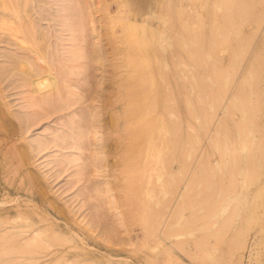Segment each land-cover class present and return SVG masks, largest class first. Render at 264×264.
<instances>
[{"label": "rangeland", "instance_id": "rangeland-1", "mask_svg": "<svg viewBox=\"0 0 264 264\" xmlns=\"http://www.w3.org/2000/svg\"><path fill=\"white\" fill-rule=\"evenodd\" d=\"M14 1L17 3V0ZM129 1L131 0H81L83 10H86L89 6L93 12L94 25L96 27V32L93 34V37L96 36V39L92 40L91 37L86 38L89 41V45L86 44V41H82L81 45L85 48H83L82 51H79L78 55H76V53L74 52L76 49V47L74 46L75 38L74 36L72 37L70 30H75L76 28L79 29L80 24L82 23L79 22L80 16L78 14V11H80V6L76 4L75 0H70L67 4V12L71 14L70 20L65 21V24L63 23V34L62 36L60 35L61 40L56 39V36L52 38V44L53 46H55V49L49 48L47 50V55L49 58L48 60L51 61L49 62L50 69H52L51 72L56 75L58 79L61 78L60 80L64 81L61 82L62 86L66 87V85H68V82L71 83L70 90L74 92V96H71L69 93H67V89L65 88L63 100H47L48 102H45V104H43L42 106L36 108V106L30 105V108L29 104H33L30 98L31 93H29L28 88L22 86V82L18 77H7L6 74L2 73L6 70H9L10 67L6 62H4V59L0 58V229L2 231H6L7 229L9 230L22 224L24 225V230L32 227L33 230L31 228V231L30 229L28 230L29 232H33L35 229H44V227L51 228L52 224H57L61 226L65 232H67V236L75 238L76 244L79 247H82V244L84 245L86 243L82 248H85L87 251L94 253L95 255L93 254V257L91 255H89L88 257H90L92 261L95 260L100 264H146L145 262L139 261L138 258L142 256L143 253L139 252V250L137 249V245H140V240H142L143 238L142 233H140L142 231L144 232L142 228L143 226H140L142 223L140 221H137L138 217L136 219L134 215L133 217L130 216V210L133 206L131 207L129 204L130 202L126 201L123 198L124 192L122 190H118L119 186L123 184V179L122 181L117 179L120 171H118V168H113L115 170L110 168V176L108 177L104 175L105 173L98 172L97 169L93 170L92 168L93 171H89L86 169L88 164L91 163V160L87 159L89 158L90 153L88 150H86V142L88 140L85 136L86 131L91 128V124H97L94 121V118L96 116H100L102 122H108V119L110 118L108 112H100V108L102 106L101 101H103L101 100V96L103 99V97L108 96L111 89L116 90L118 88L120 74L123 70H125L121 66L123 57L122 55L129 49H135V51H139H136V54L140 55L136 56V58L134 59L135 64L132 63V65H137L138 68H141L145 64L143 59L141 58V56L143 55L141 51L145 50V48L149 46L150 50L163 53L162 49L159 46V43L161 42V40H164L162 43L164 54L166 56H169L172 52L171 44L174 45L176 42L172 39L175 35L170 30L169 24H171L173 19H178L183 16L184 13L188 14V16H190V19L191 17L192 19L194 18V21H191L194 22V24L196 23L197 27L200 26V28L202 27L204 29L202 35L204 38H207V41L211 40L212 42L213 40H216L223 29L221 25L222 20L214 21L217 17H220L222 15V12L217 6H215L216 4L213 0H204V2L201 0H193L194 2L190 0ZM182 6L185 9L184 13L183 9H181ZM254 11L256 13H260L261 17L259 18V20H251L245 22V24H243V26L240 28L238 34L236 33L235 35V33H232L233 35H231L229 42L216 51L217 54H212L213 57L202 59V57H200L197 53H194L188 61V63L194 64L191 69V73L194 76V86L192 93L194 106V114H192V116L194 118L192 117L193 131L192 129L191 131L193 133H191L193 134V136H195V139L197 136L199 137H197L196 139V142L199 143H194L195 149L193 150L192 157L194 161H192L191 164H195V169H192V172L197 170L198 174H196L200 175L199 171H201V169H199L197 166H199V162L202 161V164L204 160H207L205 162V164L207 163V165L205 166L211 167L210 171L212 169V173L215 170L213 175L215 174L220 178L223 177V181L225 178L223 184H226L227 182L226 177H224V173L227 170L223 169V171H225L224 173L223 171L221 172V170L216 171V168L213 169L214 164L216 165V162L219 161V163L221 164L223 160L221 166H226V164L229 166L228 162L231 163V158L230 160H228V154L224 152L226 151V149L220 151L215 149V140H218V138L221 137V133L218 132L223 131L221 127L224 126L230 132V135H228V139L231 138V140L229 139L230 142L232 141L234 143L232 146L238 147L236 145L239 132L236 126L239 125V123L240 125H242L241 123H243L241 120L242 113L233 107L232 102L233 100L235 101V96L238 93L239 87H242L240 85V82L243 76L247 74L249 65L256 57L258 58L257 63L264 61V4H257L254 8ZM195 15H202L201 21ZM161 16L164 22L166 20L165 23L160 20ZM131 20L135 21L136 26L132 27V29L129 28L127 30V26L129 25V23H131ZM194 24L192 26H195ZM224 24L223 26H225ZM160 31H163L164 34H158V32ZM130 36H133L134 40L133 38H130ZM192 37L195 40H198L199 38H201V34L194 32ZM73 46L75 48H73ZM72 50L74 53L72 52ZM181 52L183 53V50ZM2 53H13V48L0 43V54ZM236 55L238 58L235 63V68L233 69V57ZM78 57L79 61L76 60V58ZM97 58L101 60H97ZM185 58V55L180 57L182 61ZM77 63H79L80 65L83 64L82 67L77 68ZM132 65H129L128 70L131 71ZM214 65L219 70L218 73H214ZM80 68L83 70H81ZM181 68L186 69L184 64L181 65ZM69 69L70 71H68ZM67 71L69 75H67ZM85 71L86 73L84 74ZM76 73H79V76H76ZM134 75L136 74L134 73ZM134 75L128 80L129 83L134 82ZM228 75H231L228 80L229 84L221 88L222 90L217 89V91H220V98L217 102H215L214 100L213 104L211 102L212 100L209 99L211 100V106L210 102H208V95L210 92L215 90L212 85L217 81L225 82ZM200 82L205 84L201 89H199V87L197 86V84ZM258 87L261 92V108L259 112L260 118L257 120L256 126H254L252 129L253 132H255L254 137H251L253 140L250 139L249 136L247 137L248 142H246L247 144H249V141H251L248 146L253 143L252 146H250L249 152H251L252 150L254 151L255 149V151L258 152H252L253 157L256 153H260V156L261 154L263 155V163H261L260 161L262 165L259 168V183L253 182V184H251L252 182H249L246 187L249 189H247L249 191V193L247 194L248 196L241 201H232L228 206V208H233L234 206H246L244 209L245 212L242 209L241 215L238 214L239 217H235L237 220L235 219V221H233L235 222L233 223V226H231V222L230 225L228 224L229 227L231 226L230 228H232L233 231L234 224L236 227L237 223V227L235 228V230L237 229L238 232L239 229V234L241 233V231L243 232L246 230V226L248 227L246 233L247 235L243 232L246 236L242 237V239H246L244 240L246 244L242 240V242L245 244V248L243 247L242 242V245H239L240 243L237 240V235L235 236L236 240L234 241H236L237 245L242 247V249H238L240 247L236 248L234 246L236 245V243L234 242V245L231 247V238L233 240V237L237 232L234 230L235 232L231 231L229 233L231 229H228L229 231L227 230V232L229 234L226 236V238L222 237L221 234H219V236L226 240L223 241V239L220 237L222 240H219V242L222 243H218L217 239L215 242L218 243V247L216 246L215 251H210L211 256H207L206 260H204L205 258H203L202 260L200 258L199 260V257H195L194 255H192L193 257H195L193 258L190 255V252L192 253L193 251H189V253L187 254L185 252V254L182 252L174 255L170 260V262H174V264H264V233L257 234L259 228L264 225V67L261 69L260 82ZM75 96H77L76 98L80 101L74 104L75 106L73 105V107L71 106V108H67L68 103H70L71 100L76 99ZM119 96L120 92L116 91L112 96V100L116 101ZM50 101L52 102L51 106ZM62 107H66L67 109L62 110ZM118 107L119 104H117V109L115 110V117H119L121 115L119 112L120 109ZM214 113H216V115ZM119 123L122 124V120H120ZM221 124L223 126H220V129L219 125ZM207 125L209 126L207 127ZM206 127L207 129H205ZM113 133L116 134L115 132ZM114 134L113 138H116ZM101 136L102 142L107 145V148L108 145H112V143H114V141L112 142L110 139H107V134L101 133ZM103 138H105L104 141ZM242 139H246L245 135ZM93 143L95 144L96 141H93ZM221 151L223 154H221ZM249 152L248 155H251V153ZM237 153L236 154L238 156L239 154H241L240 152ZM236 154L234 155V157L237 156ZM223 155H226L228 158L226 156L224 157ZM224 159L226 160L224 161ZM260 159L262 160L261 157ZM113 161H115V159L109 157V162L112 163ZM175 164L173 165L174 171L179 167V164ZM192 165L190 166L192 167ZM175 166H177V168ZM232 166L230 165L229 167L232 168ZM196 167L198 169H196ZM212 173L207 177H213ZM111 174H113L114 177L111 176ZM196 174H194V176ZM197 175L195 177H197ZM204 175L198 178L202 179ZM219 177L217 178L220 179ZM237 177L239 176H236V178ZM239 178H237L238 182ZM195 179L196 178H194L193 185H195ZM30 180L33 181V183ZM208 180L209 179H207L206 181L207 186L205 185L206 187L204 191L207 190L208 186L210 189L211 187H213L208 183ZM108 181L112 182L113 188L115 189L114 194H116L115 196H118V202L121 205L120 210L125 215V220L123 221L120 220V216L118 215L117 211L110 209L111 205L107 204L106 202L108 195L104 194L103 190H105V185L103 183H106ZM201 181H198V184L196 185L200 186L201 183H205V179ZM241 183L239 182L238 184L241 185ZM180 184L182 185L180 186V190L178 192L177 190H175L176 192L173 193L174 195L171 193L166 197L168 198L172 196L176 198H168L167 200H170L169 202L166 200L169 206V210L171 209L170 206L173 208L172 204L174 203V200L177 201L178 194L180 193V191H182L184 183L180 182ZM203 186L204 184L201 186V188ZM242 186L246 185L243 184ZM198 187H196V189ZM100 188H102V190H100ZM201 188L199 187L198 190H201ZM209 188L208 190H210ZM215 189L217 191V188H213L212 191H215ZM238 189L239 188H237V190ZM194 190L195 189L193 188L192 192H194ZM212 191L210 190L208 192L210 193ZM216 191L215 193L217 195L218 191ZM257 191L259 193L256 194ZM195 192L193 193L195 195L192 196V199H196L197 202L200 199H204L202 193L199 194V196L197 194L198 192ZM176 193H178L177 196ZM213 193H211V197L212 195H214ZM182 194H184V192H182ZM206 195L207 192L204 197ZM194 196H199L200 199H197ZM206 197L211 199L210 196ZM160 198L163 199V197L161 196ZM192 199L191 201H194ZM214 199L216 201L214 202L217 203V198ZM211 200L208 201L207 199L208 203H210ZM177 202L179 203V201ZM214 202L210 204L212 205V209L215 208L213 206ZM169 203L171 204L169 205ZM178 203L177 205H179ZM165 204H162V209H164ZM195 204L194 209L196 208L195 212H197V210H199L197 209L198 205H202L203 202L201 204L198 203V205ZM204 204L201 206L203 207L202 209L200 207L201 211H198L199 214H202L201 212L202 210H204V208L206 209V206L204 207ZM177 205L175 202L174 207H177ZM208 207L211 209L209 205ZM250 207L252 208L250 209ZM230 208V212L235 210H232ZM61 209L64 210L66 214H64ZM168 209H166L165 207L164 211L166 210L168 212ZM248 209H250L251 211L248 212ZM171 210H173L174 213L175 208ZM204 211L203 214L205 213ZM229 211H227V215L230 213ZM192 212H194L193 209ZM17 214L22 215V217L26 216L27 218L25 217L24 221L27 220V222H24L23 224V221H20L17 218ZM199 216L200 215H198V217ZM29 217L30 219L28 220ZM84 217L87 221H89V226H87L88 228L91 224L95 229H97L94 234L91 232H85V229H83V223L86 221H82V223L81 220H83ZM195 217L198 218L197 216ZM201 217L203 216H200L198 220H200ZM249 219H251V221H248ZM28 221L30 222L28 223ZM202 221L203 219L201 220V223ZM15 222L18 225H15ZM138 222L140 223L138 224ZM228 225H226V227ZM69 227L75 229V233H78L77 235L79 238L75 237L77 235H73L75 233L68 232ZM241 228L242 230H240ZM224 231L226 232V230ZM200 233L201 231L199 232V234L197 231L195 232V235L198 234L197 236L199 237L203 234ZM91 234L93 235L91 236ZM195 235L194 237H196ZM97 237H99V239ZM107 239L108 241L112 239L113 243L115 242V245L119 244L120 247L119 245H116L118 248L116 246L113 247L112 245L109 246L110 244L107 242ZM78 240L80 241V243ZM105 242L109 245L105 244ZM67 245L71 246L73 244L71 243ZM164 246L166 245L164 244ZM164 246L162 245V247ZM77 249L78 250H76L75 248V250L69 251H71V253L83 252L82 250H80V248ZM233 249L238 250L234 251ZM232 251H234L233 254L230 253ZM52 259H55L53 255L41 257V259L38 260L36 264H52V261H50ZM104 259L107 261H104ZM167 262L169 261H166L165 264H167Z\"/></svg>", "mask_w": 264, "mask_h": 264}, {"label": "bare ground", "instance_id": "bare-ground-1", "mask_svg": "<svg viewBox=\"0 0 264 264\" xmlns=\"http://www.w3.org/2000/svg\"><path fill=\"white\" fill-rule=\"evenodd\" d=\"M69 1L70 0H19V1L17 0L16 3L14 0H0V43H3L6 46H10L13 48V53L0 54V58L4 59V62H6L10 67L9 70H6L2 73L6 74L7 77L9 76L18 77L19 80L22 82V86L28 88L29 93H31L30 95L31 101L33 102V104L31 103L29 104V106L33 105L36 106L37 108L39 106H42L43 104H45V102H48L49 100L51 101L63 100L65 88L67 89V93H69L71 96L75 95L74 92L70 90L71 89L70 82H68V85H66V87L62 86L61 82L64 81L60 80L61 79L60 76H59L60 79H58L57 76L51 72L52 69H50L49 66V62L51 61L48 60L49 58L47 55L48 53L47 50L49 48L52 49L55 47L52 44L53 42L52 38L56 36L55 37L56 39L61 40V36L63 34V27H64L63 23L67 20H70L71 14L67 12L68 11L67 4L69 3ZM133 1L134 0H131L129 2H133ZM201 1L204 2V0ZM213 1L216 4L215 6H217L222 12L221 13L222 15L214 20V21L222 20L221 25L223 29L219 37L216 40H213L212 42L210 39H209L210 41H207V38H204L202 35L204 29L202 27L200 28V26L197 27V24L196 23L194 24V22L191 21V20L194 21V18L192 19L191 17L190 19V16L184 13L185 9L182 6L181 9H183L184 15L178 19H173L171 24H169L170 30L175 35L173 38L172 37L171 38L173 39V41L177 42V43L175 42L174 45L171 44L172 52L170 53V55L166 56L164 54L163 44H162L164 40H161V42L159 43V46L162 49L163 53L152 51L150 50L149 46L148 47L145 46L146 47L145 50L141 51L143 53L141 58L143 59L145 64L143 65V67L138 68L137 65H132V63L135 64L134 59L136 58V56L140 55V54L139 55L136 54L137 50L135 51V49H129L126 52H124V54L122 55L123 57H122L121 66L125 70H123L122 73L120 74L118 88L116 90L111 89L108 96L103 97V99L101 96V100L103 101H101L102 106L100 108L101 109L100 112L101 113H103L104 111L108 112L110 118L108 119V122L105 121L102 122L100 116H96L94 118V121L97 124H91V128L86 131L85 136L88 139L86 142L87 143L86 150H88L90 153V156L87 159L91 160V163L88 164L86 169L89 171H93L97 169L98 172L105 173L104 175L108 177L110 176V171H111L110 168L112 169L118 168V171H120L119 172L120 174L117 176V179L121 181L123 179L122 181L123 184L119 186L118 190L120 191L122 190L124 192L123 198L126 201L130 202L128 203L130 204L131 207L133 206L130 210V216L133 217L134 215L136 219L138 217V219L140 220L137 219V221H140L142 223L140 226H143L142 228L144 232L142 230H141L142 232H140L142 233L143 238L142 240H140L141 241L140 245H137L138 246L137 249L139 250V252L143 253L142 256L138 258L139 261L145 262L146 264H165L166 261L170 262L171 258L174 255L182 252L183 253L185 252L187 254L189 253V251L194 252V253L190 252L191 256L194 255L195 257H199L198 258L199 260L200 258L201 260L203 258H205L204 260H206L207 256H211L210 251L212 250L215 251L216 246L218 247V243H222L219 242V240L222 239L223 241L226 240V239L224 240V238H226V236L232 231V228L230 227L233 226V223H235L233 222L236 219L235 217H237L238 214L241 215L242 209L245 212L244 209L246 206L244 205L240 207L234 206L235 208L229 207L232 210L235 209L234 211L230 212L228 208L230 203L235 200L241 201L248 196L247 194L249 193L248 191L249 189L246 187L249 182H252L251 184H253V182L259 183V179H260L259 168L262 165L261 163H263V155L261 154L260 156L259 155L260 153L257 154L258 152L255 151L256 149L254 151L252 150L251 152H249L250 146H252L253 143L250 146H248L251 142L249 141V144H247L248 142L247 137L250 136V139H252L251 137H254L255 132H253L252 129L254 126H256L257 120L260 118L259 112L261 108V101H260L261 92L258 85L260 82L261 69L264 67V61L257 63L258 60L257 57L253 60L252 63L250 62L251 64L247 69V74L243 76L240 82V85L242 87L241 88L239 87L238 93L235 96V101L233 100L232 102L233 107L242 113L241 120L244 123V124L241 123L242 125H240L239 123V125L236 126L239 132L237 138L238 141L236 145L238 147L232 146L234 143L231 141L232 142L231 144L230 142L231 138H229L230 140L228 139L229 137L228 135H230V132L226 129V127L222 125L223 123L219 125V128L220 126H223L225 130L223 127H221L223 131L218 132L221 133V137L218 138V140H215L216 141L215 149L219 151L226 149V151L224 152L228 154L226 155L229 158L226 155L225 156L228 158V160H230L231 158L230 160L231 163L228 162L229 166L230 165L232 166L234 164L231 168L227 164L226 166L225 165L221 166L223 162L222 159H221L222 160L221 164L219 163L220 161L219 162L215 161L216 165L214 164L213 169L216 168L217 169L216 171L221 170V172L223 171V169L227 170L226 172L223 171V173L225 172L224 173L225 176L224 175L223 176L226 177L227 179L226 184H223L225 178L223 181V177L220 178L215 174L213 175L215 170L212 173V169L210 171L211 167L205 166L207 165V163L205 164L207 160H204L202 164H201L202 161L201 162L198 161L200 163V164L198 163L200 167L199 166L197 167L201 169V171L198 170L201 176L197 175L198 174L197 170L192 172V169H195L194 166L195 164L194 163L193 165L191 164V162L194 161L192 159L193 150L195 149L194 143L197 141L196 139L198 136L196 135L197 137L195 139V136H193L192 134L193 133L192 119L194 118L192 116V114H194L193 113L194 106H193V98H192L194 76L191 73V69L194 64L188 63L189 58H191L194 53H197L200 57H202V59L213 57L212 54L214 55L217 54L216 51L229 42L231 35H233L234 33L235 35L236 33L238 34L240 28L243 26V24H245V22L251 20H255V21L259 20L261 15L260 13H256L254 11V8L257 4H264V0H213ZM75 2L78 6H80V11H78L80 20L79 18L78 20L79 22L82 23L80 24L79 29L77 28L75 30L71 29L70 32L72 34V37L74 36L75 38L74 46L76 47V49L74 52L76 53V55H78L79 51H82L83 48H85L81 45L82 41H86L87 42L86 44L89 45V41L86 38L91 37L92 40L96 39V36L93 37V34L96 32L95 29L96 27L94 25L93 12L91 8L88 6L86 10L85 9L83 10L81 0H75ZM195 16L201 21L202 15L201 16L195 15ZM162 19L163 18L161 16L160 20L163 21ZM191 22L195 26H192L193 24ZM223 24L225 26H223ZM134 26H136V23L135 21L131 20V23H129V25L127 26L128 27L127 30L129 28L132 29V27ZM194 32L201 34V38L195 40L192 37ZM158 34L162 35L164 33L163 31H160L158 32ZM130 38H133L134 40L133 36H130ZM74 46L73 48H75ZM182 50L183 53L181 52ZM184 55L186 56V58L183 59L184 61L183 63L180 57ZM169 58L171 63L169 62ZM237 58H238L237 55L233 57V62H232V65L234 64L233 69L235 68V63ZM78 59L79 57L76 58V60ZM97 60H101V59L97 58ZM182 64H184L186 69L181 68ZM82 65L83 64L80 65L79 63H77L76 67L77 68L82 67ZM129 65L130 66L132 65L131 71L128 70ZM68 71H70V69ZM213 71L214 73L219 72V70L215 65ZM85 73L86 71L84 72V74ZM134 73L136 75H134ZM67 75H69V73ZM75 75L79 76V73H76ZM133 75L135 78L134 82L129 83L128 80L132 78ZM230 76L229 75L227 76L225 82L217 81L212 85L215 90L214 91L211 90L212 92L210 93L208 92L209 93L208 100L209 99L212 100V101L209 100L208 102L211 101L213 104L214 100L215 102L219 100L220 91H217V89L220 90L221 88L227 86V84H229L228 80ZM204 85L205 84L201 82L197 84L199 89L203 88ZM114 91L120 92V96L116 101L112 100V96L115 93ZM76 97L77 96H75V98ZM51 101H50V106L52 104ZM78 101L80 100L77 98L75 100H71V102L68 103L67 108H71V106L73 107V105L76 104ZM211 102L210 105L212 106ZM117 104H119L118 108L120 109L119 112L121 114L119 117L117 116L115 117L114 115L116 113L115 110L117 109ZM67 108L62 107V110H65ZM214 114L216 115V113ZM120 120H122V124L119 123ZM208 126L209 125H207V127ZM207 127L205 129H207ZM113 132H115L116 134H114ZM101 133L107 134L108 135L107 139H110L112 142L114 141L112 145L111 144L108 145V148L107 145L104 142H102ZM113 134L116 136V138H113ZM244 135L246 137L245 140L242 139ZM104 140L105 138H103V141ZM93 141H96V143L94 144ZM254 143H255V139H254ZM237 152H240L242 156L241 154H239L238 156ZM248 152L251 153V155L250 154L248 155ZM252 152L253 153L257 152L254 157L252 155ZM221 154H223L222 151ZM235 154L237 155L236 157H234ZM259 156L262 158V160L260 159ZM109 157L115 159V161H113L112 163L109 162ZM225 160L226 159H224V161ZM175 163L179 164V167L174 171L173 165ZM190 165H192V167ZM177 166L175 167L177 168ZM197 167L196 169H198ZM211 173L213 177L215 176L214 180L213 177H207L211 175ZM194 174H196L197 177H195L196 175L194 176ZM202 175H204L203 178L199 179L200 177H202ZM111 176H113V174H111ZM236 176H239L241 178L240 181V178L237 177L239 178V182L240 183L242 182L241 185L238 184L239 182L237 181ZM217 177H219L220 179H218ZM194 178L197 179V181L195 179V182H197V183L194 182L195 185H193ZM204 179H205V183L204 182L201 183L202 182L201 180ZM207 179H209L211 182L210 183L208 180V183L211 186H213V187L210 186L211 189L209 188V186L208 188L211 191L213 190V188H217L218 191L217 195L215 193L216 189L215 191H212L210 193L208 192L210 191L208 190V188H207L208 191L207 190L204 191L205 187L207 186L206 185ZM198 181H201L200 182L201 185L200 186L198 185L200 188L204 184V186L202 187L203 189L201 188V190H198L199 187L196 185L198 184ZM31 182L33 183V181ZM180 182L184 184L182 191H180L179 194L176 193V196L178 194L177 201H179V203L176 200H174V203L171 202L173 203L172 204L173 208H175V211L173 213V210H171L173 208L171 206H170L171 209L170 210L168 209L169 206L166 200L168 198L174 199L175 197L172 196H170L171 198L170 197L166 198V197L169 196L171 193L173 194L174 192H176L175 190H177V192L180 190L179 188L182 185L180 184ZM103 184L105 185L104 188L105 190H103L104 194L108 195L106 202L107 204L111 205L110 209L117 211L118 215L120 216V220L122 221L125 220V215L120 210L121 205L118 202V196H115L116 194H114L115 189L113 188L112 182L108 181ZM243 184L246 186H242ZM196 187L198 188L196 189ZM193 188L195 189L194 192L197 190L195 193L198 192L197 193L198 195L201 193L203 194L202 195L204 198L203 200L199 198L200 195L198 197H196L197 195L194 197L200 199L201 201L199 200L197 202L196 199H192L193 198L192 196L195 195L193 194L194 192H192ZM237 188L239 189L237 190ZM244 188L248 190L246 191ZM100 190H102V188H100ZM200 191H203L204 193ZM182 192H184V194H182ZM206 192H207L206 196L208 197L210 196L211 199L217 198L216 199L217 203L218 202L219 203L218 204L215 203L216 202L215 199L214 200L212 199L213 200L212 201L206 196L204 197ZM211 193L214 194L212 195V197H211ZM257 193L259 192L257 191L256 194ZM160 196L163 197V199H161ZM191 199L194 201H191ZM207 199L208 201L211 200V202L208 203ZM167 201L169 202L170 200ZM175 202L176 205L177 203L179 204L177 205L178 209L177 207H174ZM202 202L203 204L205 203L204 207L206 206V209L204 208L205 211L202 210L201 212L202 214H199L198 211L200 210V207L203 204L198 205V203L201 204ZM212 202H214L213 205L215 207L214 209H212L211 207L212 205H210ZM171 203H169V205ZM162 204H165L164 209L166 207V209L169 210L168 212L162 209L163 206ZM194 204L198 205L199 207L198 208L196 206L197 209H199L197 210V212H195L196 208L194 209L195 207ZM208 205L211 207V209L208 207ZM202 208L203 207H201V209ZM251 208L252 207H250V209ZM192 209L194 212H192ZM250 209H248L249 210L248 212L251 211ZM62 211L64 214H66L64 210ZM203 211L205 212L204 214ZM227 211L230 212L228 215H227ZM198 215L203 217H201V219L198 220V218H200V216L198 217ZM17 216H18L17 218L20 221H23V224L24 222H27V220L24 221L26 216L23 215L24 217H22V215H18V214ZM195 216H197L198 218H196ZM29 219L30 217L28 218V220ZM202 219L203 221L201 223ZM82 221L83 222L86 221V222L83 223ZM248 221H251V219H249ZM29 222L30 221H28V223ZM81 222L84 224L83 229H85V232L88 233L91 232L93 234L94 232H96L97 229H95L93 225L90 224V227L89 228L87 227L89 226V221H87L85 217L83 218V220H81ZM140 222H138V224ZM197 222H199L200 224ZM230 222L232 223V225L229 227V225L231 224ZM263 223H264V219H263ZM79 224H80V220H79ZM15 225L18 224H16L15 222ZM226 225L228 226L226 227ZM236 227H237V223H236ZM236 227L234 224L233 231L235 230ZM30 228L32 229V227ZM28 229L24 230V225L22 224L20 226L13 227L9 230L7 229L8 231L7 230L2 231L0 229V263L1 264H36V262L40 260L41 257H46L51 255H53V257L55 258L54 260L53 259L50 260L52 261V264H59V263L60 264H100L95 260L92 261V259L88 257L89 255L92 256L94 253L87 251L85 248H82L86 243L84 245L81 243L82 247H79L76 244L75 238L67 236L66 234L67 232H65L64 229L57 224H52L51 228L44 227V229L42 228L35 229L33 232H29ZM228 229L231 230L229 231ZM245 229L246 230L243 232L246 234L248 227L246 226ZM68 230H69L68 232L75 233V229L72 227H69ZM224 230H226V232L228 230L229 233L227 232L226 234ZM240 230H242V228ZM197 231L198 234L200 231H201L200 234L202 233L203 234L198 237L197 236L198 234L195 235V232ZM235 231L237 232V229ZM239 232L240 231L238 229V232L234 235L233 240L231 238L232 241L231 247L234 245V243H236V241L234 240H236L235 236L237 235L238 236L237 240L240 243L238 244L239 245L243 244V247L245 248L244 245L246 244V242L244 240L246 239L244 238L242 239V237H245L247 234L244 235L242 231H241L242 234L241 233L239 234ZM222 233L225 235H223ZM259 233L260 234L264 233V225H262L259 228L257 234ZM77 234L78 233H75L73 235H77ZM93 234H91V236ZM219 234H221V236L224 238L219 236ZM194 235L198 238L194 237ZM75 237L79 238L78 235ZM97 238L99 239V237ZM216 240L218 243L215 242ZM242 240L244 241L245 244L242 242ZM107 242L110 245L106 242L105 244L109 246L112 245L114 247L117 245V244L115 245V242L113 243L112 239H110L109 241L107 239ZM71 243L73 245L71 246L67 245ZM164 244L166 246H164ZM162 245L164 247H162ZM236 245H234L236 248L240 247L239 245L237 246ZM75 248L76 250H78L77 248H80V250H82L83 252L71 253V251H69V250L73 251L75 250ZM238 249H242V247ZM238 249H233V250L236 251ZM234 251L230 253L233 254ZM104 261L107 260L104 259ZM169 262H167V264H174V262H170V263Z\"/></svg>", "mask_w": 264, "mask_h": 264}]
</instances>
